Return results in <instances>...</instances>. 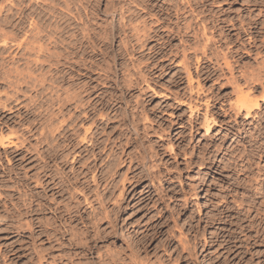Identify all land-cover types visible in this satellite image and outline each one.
Returning <instances> with one entry per match:
<instances>
[{
	"label": "rangeland",
	"instance_id": "rangeland-1",
	"mask_svg": "<svg viewBox=\"0 0 264 264\" xmlns=\"http://www.w3.org/2000/svg\"><path fill=\"white\" fill-rule=\"evenodd\" d=\"M0 264H264V0H0Z\"/></svg>",
	"mask_w": 264,
	"mask_h": 264
},
{
	"label": "bare ground",
	"instance_id": "bare-ground-1",
	"mask_svg": "<svg viewBox=\"0 0 264 264\" xmlns=\"http://www.w3.org/2000/svg\"><path fill=\"white\" fill-rule=\"evenodd\" d=\"M245 93H243V95H241L238 99V106L240 107V109L243 112H246L245 114L247 116H249L251 114V112H253L254 108H258L259 106V102L258 101H253L254 99H250V94L248 92V94L244 95ZM252 95V94H251ZM253 96V95H252ZM237 106V105H236ZM238 107V110H240ZM210 126V125H209ZM210 129V127H208Z\"/></svg>",
	"mask_w": 264,
	"mask_h": 264
}]
</instances>
